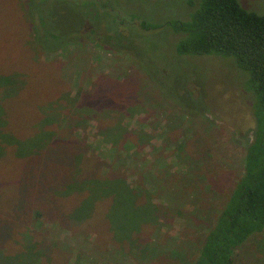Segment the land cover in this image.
<instances>
[{"label": "rangeland", "instance_id": "obj_1", "mask_svg": "<svg viewBox=\"0 0 264 264\" xmlns=\"http://www.w3.org/2000/svg\"><path fill=\"white\" fill-rule=\"evenodd\" d=\"M64 1L46 0L45 3L49 4L52 16L57 17V24L65 30L81 26L77 32H69L63 40L67 43L49 52L39 51L34 45L35 25L26 0H0V8L11 13L8 19L7 13L1 12L0 25L12 24L14 30L10 37L15 43V49L9 48L5 56H0V71L11 75L21 72L18 79L27 81L19 95L11 93L10 97L2 98L0 94V122L6 123L11 136L22 144L39 130L48 129L54 137L76 139L82 143L79 158H92L97 164V176L109 178L113 174L135 191L143 188L144 178L153 177L155 188L150 194L142 191L140 199L155 209L156 216L148 228L134 230L120 238L118 244L98 234L93 226L59 220L61 217L54 216L58 212L55 208L52 209L53 218L50 217L47 211L54 206L50 195L48 205H32L26 186L16 192L19 183L16 180L14 183V179L21 177L26 162L23 157L14 156L11 138L0 147L2 151H9L14 161L9 165L12 169L0 163V191L7 197V204L14 202L13 189L16 194L22 192L25 201L21 198L20 205L24 206L25 213L18 218V225L13 227L11 239L3 245L2 251L5 256L18 258L22 253L28 254L36 260L31 264H190L196 254V238L192 232L182 230L186 222L174 214L176 210L186 214L191 211L203 223L202 228L191 230L195 234L203 232L242 172L244 149L251 140L254 122L249 94L242 86L243 75L226 58L175 55L172 50L178 35L167 31V27L159 32L136 27V35L130 29L123 30L128 35L119 43L127 48L122 50L105 38L93 14L78 7L71 9ZM72 1L79 4L81 0ZM113 1L129 15L119 14L123 23L131 20L132 26H137L136 19H130L132 11L141 15L151 8L155 18L168 13L186 17L192 11L186 0ZM196 1L192 0L194 4ZM237 1L246 10L264 14V0ZM165 10L170 12L164 14ZM9 33L10 28L6 32L0 29V46L8 41ZM17 42L19 47H16ZM19 57L24 61L26 58L25 65L29 67H23L26 72L14 69H23ZM54 81L61 83L60 89L52 86ZM99 86L111 98L108 105L113 107L104 110H110L107 116L104 111L103 114L92 112L84 109L89 106H82L83 96L91 94L93 105H100ZM22 111L27 113L25 117ZM38 112L50 119L54 113L60 115L47 125L37 120L32 123L34 113ZM6 118L10 122L4 121ZM28 148L27 145L24 149ZM116 150H120L118 157ZM125 153L130 154L122 160ZM70 173V181L81 176L74 168ZM91 192L84 193L85 198L91 196ZM72 193L75 192L67 191V195L72 196ZM97 193L100 195V191L93 193V200H87L84 209L77 208L80 212L72 210L71 216L78 212L89 216L95 213L105 218L109 210L99 211L107 205L100 202V197L95 196ZM71 196L66 197L70 199ZM156 199L162 202L158 207ZM105 203L108 204L107 200ZM71 204L67 201L66 206ZM97 205L101 206L99 210H96ZM36 208L41 209L38 218L34 213ZM111 217L118 221L114 215ZM126 224H129L127 220ZM182 234L191 247L179 241L183 249L180 251L175 243ZM157 241L160 244L154 243ZM169 247L177 250L173 252L182 255L183 261L169 256ZM238 254L232 264L255 261L264 264V229L250 237Z\"/></svg>", "mask_w": 264, "mask_h": 264}, {"label": "trees", "instance_id": "obj_2", "mask_svg": "<svg viewBox=\"0 0 264 264\" xmlns=\"http://www.w3.org/2000/svg\"><path fill=\"white\" fill-rule=\"evenodd\" d=\"M45 1L26 0V7L35 25L33 40L35 47L39 51L50 52L67 43L68 41L63 40L68 37L69 32L72 30L77 32L78 27L81 25L65 30L57 24L55 21L57 17L52 16L48 7L49 4H46ZM68 1L72 3H66ZM63 3L71 5V9L77 10L78 7L93 14L96 23L100 24L98 27L100 26L105 32V38L111 39L112 43L122 50L127 49L120 46V44L122 40H125L126 37L124 36L128 35L126 32L123 33V30L130 29L136 35V27L151 32L156 30L159 32L167 27V31L178 35L174 39L172 50L175 55H214L226 58L238 73H242V86L244 91L249 94L250 108L254 120L251 140L244 149L242 172L224 203L217 209L212 223L206 226L203 232L198 230L199 234L194 233L193 230H196L197 227L202 228L203 223L200 218L196 219L191 211L189 213L191 216L178 210L174 214L184 218L186 224L182 230L186 229L188 232H192L196 238V254L190 264H232L236 261L234 257L237 256L238 250L242 248L246 241L264 229V14H257L254 11L244 9L237 0H197L195 4L192 0H186V5L190 10L192 9L186 17L176 13L170 15L168 13L170 10H165L164 14L168 13V15L155 18V13L149 8V11H142L141 15H138L136 11H132L133 14L130 19H136L137 23V26H132V24H129L131 20H129V23H123L119 14H128L122 8L120 9L113 0H81L79 4L72 0H65ZM3 11L7 13L9 19L11 13L4 8H0V15ZM123 24L124 26H122ZM9 28L8 41L0 46V56L2 54L5 56L6 50L9 48L15 49V43H12L10 37L11 30H14V27L12 24L10 26L0 25L2 32H6ZM19 46L20 43L17 42L16 47ZM19 58L22 61V68H29L25 65L27 63L26 58L25 61L23 58ZM43 64L46 65L47 63L43 62ZM33 67H35V64H33ZM41 68L47 71L45 67ZM14 69L26 72L24 68ZM47 69L49 71L53 70V68ZM5 73L4 70L0 71L1 97H10L11 93L19 95L20 90L27 85V81L22 82L18 79L22 76V73L20 72L19 75ZM43 76H45V73ZM47 81L50 85V76ZM60 84L54 81L52 86L60 89ZM83 98H85V101H83L82 106H89L84 109L93 110L92 112L101 111V114H103L104 110L113 107L108 105V103L111 104V98H109L105 89L100 86L97 95V99L100 101L98 107L93 105L92 94L91 96H83ZM109 111H104L106 116ZM21 113L25 117L24 115H27L29 111L27 109V113L24 111ZM59 115V113H54L52 119H50L46 116L43 117L40 112L34 113L32 123L37 120V123L47 125L54 122ZM4 121L10 122V119L6 118ZM8 129L6 123L0 122V147L2 143L12 138L14 156L24 158L26 162L23 168L24 171L21 177L14 179V183L15 180L19 183L16 192L21 186L28 188V193H30L28 196L31 195L32 197V205H42V203L48 205L49 200L52 199L54 206L47 211L50 217L54 215L52 209L55 208L58 212L54 216L61 217L59 220H64L66 223H74L70 222L74 220L83 226L94 227L93 229L98 234L107 237L109 241H114L116 244H118L120 238H125L134 230L139 229L142 231V229L150 226L156 216L155 209L148 204H144L145 202H142L140 196L142 191L150 194V191L155 188L152 182L153 177L141 179L143 188L135 191L133 188H129L126 183L122 184L113 174L109 178L102 177L100 174V176H97L95 161L89 157L79 158L78 154L82 143L77 142L76 139L62 136L61 138L54 137L55 134L48 131V129L46 131L39 130L36 133V135L38 134L36 140L35 135L26 139L25 144H22V141L11 136ZM104 132V130H101L102 135H105ZM27 145L29 150L24 149ZM2 150L0 149V163L8 166L7 169H12L9 165H11L10 162L13 163L14 161L11 160L10 152ZM119 153L120 150H116V157ZM129 154L125 153L122 160L126 159ZM34 164L35 166H32ZM72 168L76 169L78 175L81 174V176L70 181L72 175L70 170ZM70 182L74 183L70 184ZM64 190L74 191L75 193H72V196L71 194L67 195V191ZM54 191H57L58 194H53ZM90 191H92V195L85 198ZM96 191H100V195L97 193L95 196L98 195L100 202L104 203L105 206L107 205V207L100 210L99 207L101 206L97 205L96 210L103 211L105 208L109 210L105 218L97 217L95 213L89 216L77 212V214L71 216L72 210L84 209L87 200L92 201L93 193ZM16 192L13 189L12 201L14 202L11 204L10 201V204H7L5 202L7 197L0 191V264H31L32 261H36L28 254L22 253V257H19V259L16 255L13 257H10V255L5 256L2 251L3 245L11 239L13 227L18 225V218L25 213L22 210L24 206L20 205L22 199L25 201V197L22 196V192L17 194ZM84 193H87V195L84 196ZM49 195L50 199H48ZM66 196H71V198L67 199ZM105 200L108 204L105 203ZM67 201L72 204L66 206ZM155 202L157 207L158 204H162L158 199ZM193 203L195 204V201ZM75 205L80 207H75ZM172 209L175 210L174 207ZM65 210L67 212L63 214L62 212ZM80 210L78 211L80 212ZM34 213L38 218L41 209L36 208ZM111 215H114L118 221H114ZM126 220L129 222L128 226ZM177 240L178 242L175 243L176 249H178V246L180 251L183 250L179 241H183L191 247L185 235H178ZM154 243L160 244L158 241ZM169 248V256L176 261H183L182 255L179 256L178 252L174 253L175 249L173 247ZM52 264L55 263L52 262ZM252 264L260 263L255 261Z\"/></svg>", "mask_w": 264, "mask_h": 264}]
</instances>
